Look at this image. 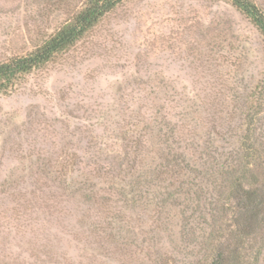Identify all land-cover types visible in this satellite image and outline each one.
Segmentation results:
<instances>
[{
    "label": "rangeland",
    "instance_id": "rangeland-1",
    "mask_svg": "<svg viewBox=\"0 0 264 264\" xmlns=\"http://www.w3.org/2000/svg\"><path fill=\"white\" fill-rule=\"evenodd\" d=\"M85 1L0 0V62ZM245 134L264 173L257 26L229 0L117 5L0 91V264L209 262L232 233ZM242 252L264 264V231Z\"/></svg>",
    "mask_w": 264,
    "mask_h": 264
},
{
    "label": "trees",
    "instance_id": "trees-1",
    "mask_svg": "<svg viewBox=\"0 0 264 264\" xmlns=\"http://www.w3.org/2000/svg\"><path fill=\"white\" fill-rule=\"evenodd\" d=\"M128 0H86L76 14L40 47L23 56L0 62V91L12 89L24 74L47 63L55 54L63 52L94 28L117 5ZM240 9L264 35V10L256 0H229ZM245 134L242 152L237 157L236 170L230 180L227 199L236 201L231 219L230 238L221 243L209 262L196 264H249L242 248L264 231V173L251 165L259 154L262 142L257 144ZM257 144V145H256ZM262 149V148H261ZM259 157V156H258Z\"/></svg>",
    "mask_w": 264,
    "mask_h": 264
}]
</instances>
